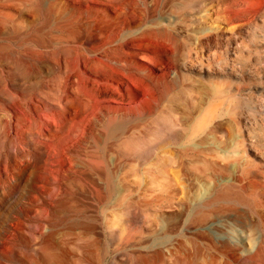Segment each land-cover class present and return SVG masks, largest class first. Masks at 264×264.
<instances>
[{
    "label": "rangeland",
    "instance_id": "374dc122",
    "mask_svg": "<svg viewBox=\"0 0 264 264\" xmlns=\"http://www.w3.org/2000/svg\"><path fill=\"white\" fill-rule=\"evenodd\" d=\"M116 1L117 7L114 8L92 1L85 4L77 3V0H0V183L4 182L0 187V264H176L177 260L182 264H264V254L255 256L254 248L260 235L249 230L248 226L253 225L252 218L243 220L231 213L207 220L190 218L189 202L201 191V184L190 174L185 175L180 186L177 178L174 179L178 194L175 193L174 198L166 203L168 205L154 207L144 214L139 212L137 222L129 229L131 235L125 241H122V228L118 225L122 221L117 220V215L110 209L114 200L102 204L96 200L97 190L106 185L102 169L99 171L89 162L84 163V167L79 166L80 173L72 168V175L83 174L81 178L60 184V190H51L41 198L36 195L29 198L27 194L30 173L18 179L19 169L26 166L21 157L22 148L31 150L33 144L22 147V140L17 138L14 116L21 112L11 105L9 92L15 90L22 94V89L46 82L56 87L66 82L68 76L88 75L99 81V87H95L105 92L102 94L106 99L112 95L120 102L128 103L131 102L130 96L139 97L141 102L136 107L139 112L143 108L147 110L160 91L174 84V89L167 93L158 110L161 114L167 109L166 99L175 95L177 114L183 110V101L179 99L182 85H190L188 80L191 82L197 76L192 71L183 70L181 53L184 46L202 48L197 44L199 39L215 34L213 39H219V43L215 40L219 46L224 45L218 46L217 54L222 57H225L224 53L230 55L231 26L216 16L227 0H159L154 8L153 0ZM188 1H192V8L183 10L182 3ZM68 36L78 38L69 42ZM111 48L115 56L122 61L125 59L132 69L148 67L146 72L141 69L143 74L129 68L139 74L142 82L131 85L123 75L115 74L113 70L112 73L107 60ZM177 48V66L170 68V51ZM204 51L200 58L208 59L209 53L205 48ZM11 76L18 79L14 86L10 81L5 82ZM73 80L81 87L74 95L84 96L92 86L91 82H84L79 77L68 82ZM125 82L128 84L123 87ZM60 95L63 94L52 93L51 97L58 100ZM120 106L124 110L132 107ZM83 147L90 149L94 145L88 140ZM106 160L107 170L112 172L117 189L121 190L122 186L138 188L135 186L140 183L141 190L149 184V177L148 181L142 174L135 175L136 171L128 172L127 166L115 167L121 162L111 153L106 152ZM63 168L68 170L67 166ZM125 173L131 174L127 180L124 179ZM94 182L99 186L96 187ZM140 190L138 188L135 196H131L135 201L143 195L144 190ZM124 194L128 195V192ZM79 206L90 217L91 232L69 229V220L76 215L75 209ZM163 232L169 236L163 258L156 262L152 250H146L143 252L144 263L141 262L140 252L144 250L139 246L152 243ZM86 250L88 258L84 253ZM46 252L63 256V262H47L44 258Z\"/></svg>",
    "mask_w": 264,
    "mask_h": 264
},
{
    "label": "bare ground",
    "instance_id": "6f19581e",
    "mask_svg": "<svg viewBox=\"0 0 264 264\" xmlns=\"http://www.w3.org/2000/svg\"><path fill=\"white\" fill-rule=\"evenodd\" d=\"M90 1L114 8L118 3L116 0H77V3L88 4ZM158 3L159 0H153V8ZM191 3L192 1L184 2L181 8L188 10L192 8ZM216 16L231 26V50L227 47L230 55L226 56L224 53L225 57H222L217 54L219 39H215L218 43L213 39L212 35L215 34L210 37H202L201 34V39L197 37V44L202 48H193L188 44L184 46L181 53L183 70L192 71L197 76L191 82L188 80L190 85L183 84L180 89L182 113H175V95L166 99L168 107L159 113L163 99L174 89V84L171 83V86L160 91L151 100L153 102L146 107L147 110L141 108L142 111L139 112L136 111L141 102L139 97L130 96L131 102L128 103L120 102L112 95L106 99L103 97L105 92L95 87H99V81L88 75L68 76L66 82L56 87L50 86L48 82H41L42 85L22 89V94L15 90L9 92L11 105L21 112L14 116L17 138L22 140V147L33 144L31 150L25 151L22 148L21 157L26 166L19 169L18 173V179L30 173L27 181L29 198L35 195L36 198H41L43 194L59 189L60 184L81 178L80 175L83 174L78 176L73 173L74 177L71 172L73 169L80 170L79 166L84 167V163L89 162L99 171L102 169L106 184L97 190L96 200L99 204L114 200L110 209L117 215V220L122 221L118 225L122 228V241H125L131 235L132 230L129 229L137 222L139 212L144 214L155 209L154 207L168 205L166 203L174 198L175 193L178 194L174 179L177 178L176 182L180 186L185 175L190 174L201 184L200 193H196L189 202L190 218L207 220L227 213L243 220L252 218L250 222L253 225H244H249L250 231L260 235L254 248L255 256L264 254V150L261 151V147H264V0H227ZM88 29L87 27L86 30ZM200 31L204 33L203 30ZM199 33L201 32L198 31ZM68 37L70 42L76 36ZM80 37L79 35V39ZM79 39L76 40L80 41ZM204 48L209 53L208 59L202 58ZM177 50L178 48L170 51V68L177 66ZM115 54L112 48L111 53H107L111 71L123 75L131 85L142 82L139 74L136 75L131 70L142 72L144 69L146 72L147 66L132 69L129 66L131 64H126L125 59L122 61ZM94 61L100 63L98 60ZM106 74L109 76L108 72ZM74 77L92 83L86 90V95H74L81 88L74 80L68 82ZM16 80L18 79L11 76L5 82L10 81L14 86ZM52 93L63 95L56 100L51 97ZM120 105L132 107L124 110ZM132 113L135 115L131 116ZM88 140H91L94 148L83 147ZM106 152L111 153L115 160L120 159L121 163L115 164V167L121 169L127 166L128 172L136 171L135 175L142 174L145 180L150 178L144 189L140 190V183L135 186L140 192L144 190L137 201L132 197L138 188L122 186L121 190L117 189L112 172L107 170ZM64 166L68 170H64ZM129 176L130 173H125L124 179L127 180ZM3 183H0V187ZM94 185L99 186L98 183ZM75 212L76 215L69 220V229L91 232L90 217L86 211L79 206ZM253 220L256 222L253 223ZM168 238L163 232L152 243L140 245L139 249L144 250L140 252L141 262L144 263L143 252L146 250H152L154 261H160ZM84 253L88 258V251ZM44 258L50 263H61L64 260L63 256L49 252H46ZM176 264H182L181 260H177Z\"/></svg>",
    "mask_w": 264,
    "mask_h": 264
}]
</instances>
